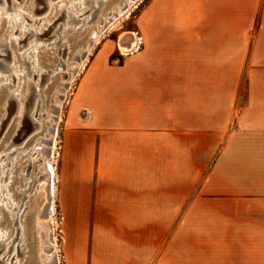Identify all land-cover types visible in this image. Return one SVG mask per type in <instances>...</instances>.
Masks as SVG:
<instances>
[{
  "label": "crops",
  "instance_id": "obj_1",
  "mask_svg": "<svg viewBox=\"0 0 264 264\" xmlns=\"http://www.w3.org/2000/svg\"><path fill=\"white\" fill-rule=\"evenodd\" d=\"M140 24L63 120L68 264H264V0H150Z\"/></svg>",
  "mask_w": 264,
  "mask_h": 264
},
{
  "label": "bare ground",
  "instance_id": "obj_2",
  "mask_svg": "<svg viewBox=\"0 0 264 264\" xmlns=\"http://www.w3.org/2000/svg\"><path fill=\"white\" fill-rule=\"evenodd\" d=\"M40 1L42 5L45 3L44 7L47 8L45 10L50 9L49 14L54 9L58 10L55 14L59 15L60 19L58 20L61 21L51 36L54 40L44 45L43 42L37 43L39 41L37 35L42 32L43 28L47 29L49 15L36 20V22L41 23L39 28H36L37 26L27 28V18H29V21H35L32 17H27L26 14L22 13V9L18 7L20 6L18 5L20 2L15 5L14 2L9 4L7 0H0V22L2 20L5 21L7 25L6 29H10L8 36L14 37L12 39L5 37L0 40V52L8 53L7 62L5 64L4 60L0 62V90H3L4 86L8 91V96L5 99L7 107H4V111L7 114L8 109L10 107L13 108V115L19 117L17 129L25 117L33 125L31 133L38 131L42 123L46 125L45 135L36 138L33 147L18 151V149H14L15 144H8L3 150V153L4 151L9 152L5 154L6 162L0 164V224L3 222V219L6 220L4 228L0 226V252L3 251L0 256V264H5L6 262L8 264H21L22 257L25 254L27 248L26 239H28L27 225L26 221H23L22 218L26 209L24 208V204L27 203L25 199H28L29 196L26 194L24 187L30 186L31 182H27L26 179H29L35 170L43 171L44 174L35 178V181L37 180L39 183L36 188L35 199L40 200V209L32 215L34 236L32 254L34 256L33 260L36 261L33 264H59L57 245L54 238V161L57 154L56 134L61 118V105L65 99L66 92L70 89L71 82L86 61V57L92 47L98 43L102 33L108 30L112 23L121 15H125L130 6L137 0H116L113 6L106 7L105 10L102 9V6H104L107 0H58L51 4L48 3L49 0ZM86 1L88 5L85 8ZM34 3H36V0L30 2L28 9L31 14H34L35 11ZM89 11L92 12L89 13ZM23 21H25V24H23ZM92 21L91 27L84 29ZM83 30L86 31L83 43L78 44L70 52L68 58L65 59L66 43H68L67 35H77L82 33ZM27 35L30 36L29 39L33 38V40L27 44L25 50L16 55L11 50V41L17 43L19 42V38ZM50 38H47L46 41H50ZM61 40L63 41L62 43H60ZM138 41L139 38L137 39L134 33L127 32L118 38L117 47L122 54L127 55L131 51L136 50L139 44ZM19 44L17 50L24 48L22 46L25 44L21 47ZM49 50L52 51V56L56 60L53 62V65L51 61H48L47 65L51 69H43L44 71H42L40 67L41 60L39 58L40 52L46 54ZM84 51L85 54L82 56ZM18 59L21 64H17ZM53 77H58L55 83L57 85L50 96L49 106L44 110L45 99L43 87H41L43 85L42 82L51 81ZM21 78H25L26 80L23 81ZM65 84L67 86L64 87ZM22 86H25L24 92H22ZM29 136L24 138L23 141L26 142ZM34 154L36 157L41 156V158L31 159ZM24 157H27V164L25 166H21L20 164L17 167V162ZM2 158L3 155L0 154V160ZM31 162L34 165L36 163H40V165L37 169L34 168L32 170ZM17 169L20 170L17 178L18 181H21V179L23 181L24 179V182L16 188V191L22 197L18 202H15V193H10L9 187L15 180L14 173Z\"/></svg>",
  "mask_w": 264,
  "mask_h": 264
},
{
  "label": "rangeland",
  "instance_id": "obj_3",
  "mask_svg": "<svg viewBox=\"0 0 264 264\" xmlns=\"http://www.w3.org/2000/svg\"><path fill=\"white\" fill-rule=\"evenodd\" d=\"M7 1L9 4L14 2L15 5L18 4V2H20L18 4L20 6H18V7L22 9V13L26 14L27 17H32V19L35 21V22L29 21V18H27V24H28L27 28H30L31 26H34V27L37 26L36 28H39L41 23L36 22V20L45 18L49 15L48 16L49 22L47 23V29L43 28L42 32L37 35L38 40H39L37 43L43 42V45H44V44L51 43L54 40L53 37H51V36L53 35V32L57 29L58 24L61 23V21L58 20V19H60L59 15L55 14L56 11H58V10L54 9V11L51 14H49L50 9L45 10V9H47L44 7L45 3L42 5L40 0H36V3H34L35 4L34 14H31L28 9L30 6V2H32V1L34 2V0H7ZM57 1L58 0H52V1L49 0L48 3L51 4V3L57 2ZM115 2H116V0H109V1L107 0L104 3V6H102V9L105 10L106 7L113 6ZM14 4H12V6H14ZM149 4H150V0H137L134 4H132L130 6V8L127 10L125 15H121L114 23H112L111 27L108 30H106L102 33L98 43L92 47V49L90 50L89 54L86 57V61L84 62L82 67L79 69L78 74L74 77V80L71 82L70 89L66 92L65 99L61 105V111H60L61 118H60V121H59L58 126H57V134H56V144H57L56 145V149H57L56 152H57V154H56V158L54 161V170H55V173H54V182H55L54 238H55V242L57 245L59 264H68L67 257L64 255V252L62 251L64 228H65V225L67 224L68 221H61V219H62L61 218V212L57 207L58 204L56 201V173L58 171L60 137H61V133H62L61 131H62V126H63V120H64V117L66 115L69 102H70L71 98L73 97V93L75 92L76 86H77L79 79H80L82 73L84 72V69L86 68L87 64L93 58L98 56L99 53L102 55L108 56L110 65L117 67V66L123 64V61L125 58L131 57V56H133L137 53H140L142 51V49L144 47V40L142 38V35L140 33V28H139L141 26L140 19H141L142 15L147 10H149ZM87 5H88V2L86 1L85 8L87 7ZM101 11H100V13H101ZM90 12H92V11H89V13ZM54 14H55V16H54ZM92 23H93V21L91 22V24H89V26L88 25L85 26L84 29L85 28L89 29V27H91ZM23 24H25V21H23ZM6 26L7 25H6L5 21L2 20L0 22V40L4 39L5 37L7 39L14 38L13 36L12 37L8 36V32L10 29H6ZM127 32L134 33L136 35L137 39L139 38V41H138L139 44L137 45L135 51H131L129 54L124 55L119 51V49L117 47V41H118V38L122 34H125ZM85 33H86V31L83 30L82 33H79L77 35L76 34H73V36H70L69 34L67 35L68 43H66L67 49H66V55L64 57L65 59L68 58L70 52L72 50H74L78 46V44L83 43V41L85 39ZM17 35H18V32H17ZM17 35H15V36H17ZM29 37L30 36H28V35L22 36L21 38H19V42H17V43L14 41L13 42L11 41V43H10L11 50L13 52H15L16 55H19L23 50H25V48H27V44L31 40H33V38L29 39ZM47 38H50L49 39L50 41L47 42L46 41ZM62 42L63 41L61 40L60 43H62ZM18 44L20 47L25 44L24 46H22L24 48L17 50ZM70 44H72V45H70ZM69 45L71 46L70 49H69ZM49 51L47 52L49 54H47V53L42 54L40 52L39 58L41 60L40 67L42 68V71L50 70L51 67H49L47 65V62L51 61L52 65H53V62L56 60L52 56V51H50V52ZM7 54H8L7 52H4V53L0 52V62H2L3 60L5 61L4 64L7 62L6 61L8 58ZM241 57H242V55H240V58ZM17 64H21L19 59L17 61ZM0 66H1V63H0ZM230 73H232L231 67H224V74L228 75ZM239 73H240V83H239L240 99H239V102H240V104H242L244 102L243 95H244V91H245V87H246L245 86V83H246V66L245 65L239 66ZM53 75H56V74H53ZM53 78L51 79V81L48 80V81L42 82L43 85L41 87H43L42 88L44 91L43 96L45 99L44 100V110L47 109V107L49 106L48 103H49L50 96L52 95L54 88L57 85V84L55 85V83H56L58 77H55L54 79ZM21 80L24 81L26 79L21 78ZM229 84H230V80L224 81L223 82V89H227L229 87L228 86ZM22 87H23L22 92H24L25 86H22ZM3 88H2L3 90H0V119H1V122H0V154L3 155V158L0 160V164H3L6 162L5 154H7L9 151H4V153H3V150L5 149V147L8 144L9 145L15 144L14 149H18V151L21 149H24V148L25 149L31 148L34 146V140L38 137H42L43 135H45V130H46V125L43 123L41 124V128L38 131H33L32 132L33 134L31 133L32 135L29 132L30 128H28L27 125H25V124H20L18 129H17L16 127L18 126L17 122L19 120V117H17L16 115H13V112L12 113L8 112L6 114L4 111V107H7L6 103H5V99L8 96V91H7V88H5L4 86H3ZM27 131L29 132L28 135H30L28 137L29 139H26V142L21 141L20 140L21 135L25 134ZM27 140H28V142H27ZM22 142H24V143H22ZM21 145H22V147H21ZM14 156H12V157H14ZM33 158L38 159V158H41V156L36 157V155L34 154L31 159H33ZM32 163L33 162H31V164ZM20 164H21V166H25L27 164V157L20 159L17 162L16 166L18 167ZM33 165L34 164L31 165L32 170L34 168L37 169L39 167L40 163H36L34 166ZM14 174H15V180L12 183V185L9 187V192L15 193L14 201L18 202V200L22 197V195L18 194V192L16 191V188L18 185L23 184L24 179H23V181H22V179H21V181H18L17 178H18V175L20 174L19 169H17ZM42 174H44L43 171L35 170L33 175H31L29 177V179H26L27 182H31L30 186L28 185L27 187H24V190H26L25 192H26V194H28L29 198L25 199L27 201V203L24 204V208H26V209L24 210V216L25 217L23 216L22 220L26 221L27 238L28 239H26L27 248L25 250L24 256L22 257L21 264H33L36 262L35 260H33L34 256L32 254L33 253L32 249L34 248V246L32 244V242L34 240L33 229H32V215H34V213L40 209V200L35 199L36 188L39 184L37 180L35 181V178H36V176H39ZM5 183H7V182H5ZM4 225H6L5 219H3V222H1L0 226L4 228ZM2 253H3V251L0 252V256ZM5 264H8V262H6Z\"/></svg>",
  "mask_w": 264,
  "mask_h": 264
},
{
  "label": "water",
  "instance_id": "obj_4",
  "mask_svg": "<svg viewBox=\"0 0 264 264\" xmlns=\"http://www.w3.org/2000/svg\"><path fill=\"white\" fill-rule=\"evenodd\" d=\"M84 54H85V51L82 53V56H83ZM65 86H67V84H65L64 87H65ZM8 112H11V113H12V112H13V108L10 107V108L8 109ZM21 124H25V125H27V127L30 128V131H29V132L31 133V129H32V126H33V125H32V123H31L30 120H28V119L25 117V118L23 119V121H22ZM29 132L27 131L25 134L21 135L20 140L23 141V139L26 138V137L28 136Z\"/></svg>",
  "mask_w": 264,
  "mask_h": 264
}]
</instances>
